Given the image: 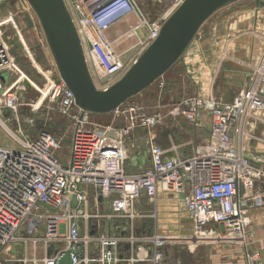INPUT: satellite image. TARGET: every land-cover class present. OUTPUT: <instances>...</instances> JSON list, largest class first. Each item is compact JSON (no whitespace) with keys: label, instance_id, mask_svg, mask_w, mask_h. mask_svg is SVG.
Listing matches in <instances>:
<instances>
[{"label":"built area","instance_id":"built-area-1","mask_svg":"<svg viewBox=\"0 0 264 264\" xmlns=\"http://www.w3.org/2000/svg\"><path fill=\"white\" fill-rule=\"evenodd\" d=\"M183 2L176 0L173 12ZM74 9L89 71L103 90L132 67L110 39L112 28L137 16L133 32L145 28L140 44L148 47L173 13L149 21L136 0H75ZM3 12L0 75L10 81L0 80V134L5 130L19 148L0 146V264H60L67 253L72 264H183L185 252L221 244L244 247L246 264H260L250 226L252 212L264 208V152L249 156L245 145L250 124H264V45L231 101L193 96L178 104L176 118L195 125L206 110L211 119L206 142L183 152L184 145L154 143L163 114L148 113L135 97L110 113L111 123L88 129L84 120L93 114L77 107L56 64L38 61L23 30H17L22 50L17 36L6 38L15 15ZM20 55L36 74L24 69ZM165 81L155 83L162 89ZM53 113L68 122L67 151L63 132L41 126L53 125ZM138 131L149 136V166L129 172ZM160 194L182 196L192 234L147 232L145 223H157L158 213L141 204L156 205Z\"/></svg>","mask_w":264,"mask_h":264},{"label":"rangeland","instance_id":"rangeland-1","mask_svg":"<svg viewBox=\"0 0 264 264\" xmlns=\"http://www.w3.org/2000/svg\"><path fill=\"white\" fill-rule=\"evenodd\" d=\"M65 4L68 8V11L73 15V18L76 19V11L74 9L75 0H65ZM0 3L4 4L2 10L3 13L12 12L15 15L14 27L10 28L7 31L6 38H12L17 36L19 43L23 41L21 35L19 33L24 31V39L29 48L34 49V53L37 54V59L41 63L49 64V61L44 58V50H51L49 48L47 39L44 35L40 22L32 9L31 5L27 0H0ZM176 0H136V4L141 10L143 16H145L149 21H155L156 19L162 16H170L173 12L174 5ZM72 5V6H71ZM258 5V7L256 6ZM69 6V7H68ZM240 8V9H239ZM248 10L250 9V19L247 20V23L243 26V28H247L249 30H258L257 33L264 34V5L263 2L257 3V0H238L236 2L230 3L227 6L220 9L215 15H213L201 28L199 32V36L194 40L191 46L188 48L187 52L184 54L182 59L171 69V71L164 76V79L167 80L168 77L171 79L170 81H165L164 88H160V85L154 83L147 90L143 91L140 95L135 97V101L139 102V104L150 114L162 113L164 120L159 124L158 129L153 131L155 137L157 134H160L166 128L170 129V118H176L175 115H172L173 111L177 108L178 104L182 101L193 97V96H203L206 97L207 93H210V89L208 92L195 90V88L191 85V81L195 80L199 74L196 72H192L193 64L194 67H199V64L207 65V63L218 60L220 56L223 57L224 61H229L231 65L229 69L230 76L236 77L244 73L246 66L253 60V54L256 53V50L250 52V47L243 45L241 43L235 42V38L233 37L235 34H228V23L223 21H229L230 19H223L224 16L231 15L234 17L235 15L245 16L244 13H233L234 10ZM2 13V14H3ZM30 16L34 22L32 28H30L27 24V16ZM230 18V17H229ZM263 22L260 24L261 27L257 28L255 26L256 21ZM139 23V18L137 16H131L125 18L118 24H116L111 32L109 33V37L114 41V45L116 50L123 54V59L126 64L129 66H133L134 63L138 60V58L143 54L145 49L147 48L145 45L140 44V39L146 36L147 31L145 28H141L137 31V35L133 32V28L137 26ZM255 28H254V27ZM263 26V29H262ZM246 29V31H247ZM18 30V31H17ZM139 37V38H138ZM16 39V38H14ZM261 40V39H260ZM258 45L261 47L263 44L259 41ZM257 46V47H259ZM243 47V48H242ZM247 47V50H246ZM249 48V50H248ZM254 49V48H253ZM223 50V52H222ZM226 54L227 59H224V56L221 54ZM22 56V57H21ZM52 56V53H51ZM184 58H187L188 61H184ZM207 58V60L205 59ZM209 58V59H208ZM229 58V59H228ZM186 59V60H187ZM256 59V58H255ZM191 60V61H190ZM206 60V61H205ZM52 64L55 66V62L53 56L51 57ZM20 62L25 65L24 68L26 71L28 70L30 74H36L33 67L28 63V59L24 58L23 55H20ZM187 62V64H186ZM214 64V63H213ZM213 64L210 65V68L213 67ZM208 66V65H207ZM227 66V67H228ZM205 67V66H204ZM192 70H191V69ZM213 74V72L211 71ZM93 74V72L91 73ZM228 74L222 71L217 79V75L215 74L212 79L208 78V82H212V89L215 85V92L213 96L219 99L221 98L220 92H218V88L221 83L224 81H228L230 78ZM6 78V82L10 81L8 74L0 75V80ZM93 80L98 89L103 90L104 85L100 81H98L93 74ZM232 91L229 92V95H236L238 88L236 79H232ZM185 82V83H184ZM209 85H207L208 87ZM210 88V86H209ZM214 90V89H213ZM30 97L34 99L36 97L35 94H31ZM154 97V98H153ZM224 101V100H223ZM167 107L166 110H164ZM206 111V110H205ZM204 111V112H205ZM52 118V124L55 125L60 122H65L66 120L60 117L58 114L53 113L50 115ZM40 120V119H39ZM84 121L87 123V128L90 129V126L98 127L99 125H104L111 123L112 115H90ZM41 122V126H42ZM68 124V122H67ZM90 125V126H88ZM14 125L13 128L14 129ZM43 127V126H42ZM44 128V127H43ZM92 129V128H91ZM163 129V130H162ZM51 130V128H49ZM162 130V131H161ZM179 130V129H178ZM178 130L173 132L175 139L177 142L181 143L184 139L180 136ZM64 133V144L62 150L67 151L70 145V134L67 129ZM63 135V134H62ZM148 135V133H147ZM0 146L7 148H15L18 149L19 146L14 144V140L10 138L9 134L2 130L0 134ZM131 164V162H130ZM128 164V168H131V165ZM135 166V165H134ZM137 166V165H136ZM166 218L168 219L166 223L167 230H175L179 228L184 222L183 213L181 207L177 204V207L169 214H166ZM187 218V217H186ZM183 226V225H182ZM181 233V232H180ZM179 234V233H173ZM18 256H22L24 254V248L21 246L18 250Z\"/></svg>","mask_w":264,"mask_h":264},{"label":"water","instance_id":"water-1","mask_svg":"<svg viewBox=\"0 0 264 264\" xmlns=\"http://www.w3.org/2000/svg\"><path fill=\"white\" fill-rule=\"evenodd\" d=\"M27 1L40 22L61 79L74 94L77 107L93 115H106L165 76L182 59L203 25L220 9L238 0H184L166 20L159 37L125 76L106 90L95 85L65 1ZM261 1L264 5V0H257V3ZM26 20L32 28L31 17L27 16ZM14 43L22 50L18 38ZM60 264H72L71 254L67 253Z\"/></svg>","mask_w":264,"mask_h":264},{"label":"crops","instance_id":"crops-1","mask_svg":"<svg viewBox=\"0 0 264 264\" xmlns=\"http://www.w3.org/2000/svg\"><path fill=\"white\" fill-rule=\"evenodd\" d=\"M258 7V5H256ZM4 7V6H3ZM2 7V8H3ZM1 9V11H3ZM240 9V8H239ZM244 13L245 16L241 15H235L232 17L231 15L224 16L223 19L227 20L230 19L229 21H223V24L225 22L228 23L229 26V31L228 34H235L233 37H236L234 40L235 42L241 43L243 45L249 46L250 47V52L256 50V53L253 54V60L251 59V62H255L259 59L262 51H263V46H259L258 42L260 41L264 45V34H259L257 33L258 30H249L243 28V26L247 23V20L252 17L250 15V9L248 10H234L233 13ZM249 15L250 17H248ZM230 17V18H229ZM260 24H263V22L260 23V21H256L255 26L257 28L261 27ZM254 27V26H253ZM255 28V27H254ZM263 29V26H262ZM264 30V29H263ZM201 31V30H200ZM261 39V40H260ZM259 46V47H257ZM243 48V47H242ZM254 48V49H253ZM247 50V47H246ZM249 50V48H248ZM223 52V50H222ZM221 55L224 56L222 53ZM51 53L49 52L48 49L44 50V58L45 60H48L51 62ZM256 58V59H255ZM187 58H184V61H188ZM207 60V58H205ZM209 59V58H208ZM229 59V58H228ZM205 60V61H206ZM191 61V60H190ZM214 63V64H213ZM187 64V62H186ZM213 64V67L210 68V65ZM229 61H224L223 57L220 56V58L215 61L207 63V65L199 64V67H191L190 69L192 72H196L199 74V76L191 81V85L195 88V90H200V91H205L208 92L210 89V93H207L206 97L199 96L202 98H208V97H213V93L215 92V85L212 89L211 84L216 82L215 79H213L212 82H208V78L212 79V77L216 74L217 79L219 75L224 71L225 73L230 76L229 69L231 65L228 66ZM228 66V67H227ZM171 71V70H170ZM169 71V72H170ZM213 72V74L211 73ZM248 69L246 68L244 70V73L241 75H238L236 77L229 79L228 81H224L221 83L220 87L218 88V92L221 94L220 100L224 101H231L244 87L245 80H246V74H247ZM168 72V73H169ZM167 73V74H168ZM214 78V77H213ZM232 79H236V84L238 88L237 94L236 95H229V92L232 91ZM171 79L168 77L166 81H170ZM185 83V82H184ZM207 85L209 86L207 87ZM154 98V97H153ZM218 98V97H217ZM219 99V98H218ZM167 107L164 109L166 110ZM205 111V110H204ZM202 111L199 122L195 125L189 123L183 118H170V129L166 128L165 130H161L162 132L160 134H157V137L154 136V143L159 144L163 147L167 146L170 143H174L176 145H184L185 148L183 149V152L186 150H191L193 147L202 144L206 142V140L210 137V115L208 111ZM43 127L45 128H51L52 131L55 133L59 132H64L67 128L65 125V122H60L55 125H48L45 123L46 126H44V121ZM158 129V128H157ZM179 129V130H178ZM178 130L180 136L184 139L181 143L177 142L175 139V136L173 135V132ZM157 131V130H156ZM248 131L251 132L253 137L250 138V141L246 142L245 145V152L249 156H255L259 155L264 152V124L259 123V122H253L250 124ZM133 140L137 144V149L134 153V159L133 162H130L128 164L131 165V168L129 172L133 171H142L146 169L149 166V161H150V140L149 136L147 133L143 131H138ZM135 165V166H134ZM137 165V166H136ZM177 204L179 207L182 209L183 213V226H179V228L175 230H167L166 229V221L168 220L166 218L167 213H171L175 207H177ZM144 211H148L151 209H156V212L158 213V221L157 223H154L152 221H148L145 223L146 230L147 232H152L155 230H158L159 233L162 234H173V233H183V234H192L193 233V226L192 224L188 221L187 213H186V208L183 202L182 196H179L177 194H160L159 199L156 205L150 206L146 200H144L141 204V208ZM250 231L253 232L254 235V245L253 249L259 250L261 252V257L262 260L260 264H264V208L262 209H256L252 212V223L250 226ZM245 248L238 246V245H232V244H221V245H216V246H204V247H198L194 250H189V252H185L181 256V260L183 264H246V258H245ZM175 254V251H174Z\"/></svg>","mask_w":264,"mask_h":264},{"label":"bare ground","instance_id":"bare-ground-1","mask_svg":"<svg viewBox=\"0 0 264 264\" xmlns=\"http://www.w3.org/2000/svg\"><path fill=\"white\" fill-rule=\"evenodd\" d=\"M29 16V15H28ZM33 21V20H32ZM34 23V22H33Z\"/></svg>","mask_w":264,"mask_h":264}]
</instances>
